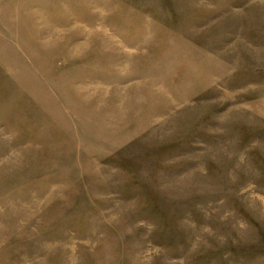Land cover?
Masks as SVG:
<instances>
[{"label": "rangeland", "instance_id": "374dc122", "mask_svg": "<svg viewBox=\"0 0 264 264\" xmlns=\"http://www.w3.org/2000/svg\"><path fill=\"white\" fill-rule=\"evenodd\" d=\"M0 264H264V0H0Z\"/></svg>", "mask_w": 264, "mask_h": 264}]
</instances>
